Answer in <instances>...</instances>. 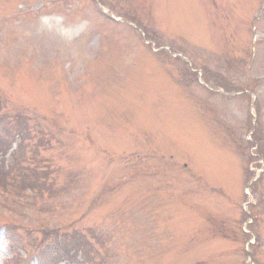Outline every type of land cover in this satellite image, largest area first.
I'll return each mask as SVG.
<instances>
[{
	"label": "rangeland",
	"instance_id": "374dc122",
	"mask_svg": "<svg viewBox=\"0 0 264 264\" xmlns=\"http://www.w3.org/2000/svg\"><path fill=\"white\" fill-rule=\"evenodd\" d=\"M0 167V264H264V0H0Z\"/></svg>",
	"mask_w": 264,
	"mask_h": 264
},
{
	"label": "clouds",
	"instance_id": "9594fccd",
	"mask_svg": "<svg viewBox=\"0 0 264 264\" xmlns=\"http://www.w3.org/2000/svg\"><path fill=\"white\" fill-rule=\"evenodd\" d=\"M91 22L86 18L69 19L60 11H47L39 15L35 24L36 32L50 36L67 50L71 58L79 55L78 42L89 32ZM71 67V63L67 65Z\"/></svg>",
	"mask_w": 264,
	"mask_h": 264
}]
</instances>
